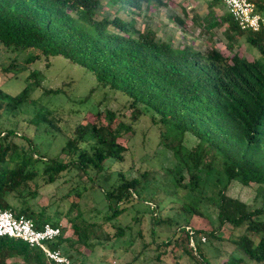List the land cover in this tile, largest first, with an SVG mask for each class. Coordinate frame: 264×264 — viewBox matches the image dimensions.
Segmentation results:
<instances>
[{"label":"trees","instance_id":"16d2710c","mask_svg":"<svg viewBox=\"0 0 264 264\" xmlns=\"http://www.w3.org/2000/svg\"><path fill=\"white\" fill-rule=\"evenodd\" d=\"M248 1L264 16V0ZM108 2L116 6L111 17L101 15L99 0H0V47L26 51V66L62 58L88 73L103 93L123 97L129 109L127 118L107 108L96 110L91 120L76 123L68 133L59 115L41 109L34 112L28 124L62 135L66 154L61 160L47 159L14 124L0 121V209L29 219L36 229L44 224L57 227L59 236L46 247L75 264H86L96 247L125 250L136 238L143 240L139 227L146 213L149 241L142 242L141 249L154 245L153 250L160 251L154 257L157 261L170 247V254L178 251L193 264H212L214 258L206 255L200 243L206 237L232 247L217 264H264V27L258 32L241 31L226 12L220 18L211 16L202 20L201 28L209 32L225 24L221 33L228 53L214 48L200 51L189 45L174 46L149 28L137 29L132 18L117 15L124 11L138 16L162 6L161 0ZM242 38L256 54L250 60L238 52ZM36 75L31 71V78ZM37 84L34 80L12 97L0 93V118L8 121L7 116L18 115ZM142 116L148 117L157 145L171 154L174 165L159 175L142 171L126 177L117 172L108 189L98 186V180H109V164L122 161L125 147L117 140L127 133L131 136ZM187 137L193 139L191 147H186ZM215 159H219L223 183L209 198L204 192ZM63 172H74L76 179L59 198L68 203L67 210H59L58 204L47 215L46 208L34 207L32 201L40 184H53ZM232 181L254 184L261 205L250 208L227 196L225 190ZM96 189L102 193L104 210L89 207L86 200L79 203L85 193ZM157 189L167 197L169 190L183 191L174 213L181 220L161 214ZM69 196L72 201H67ZM136 205L143 210H136ZM203 205L211 206L214 214L208 231L189 227L192 217H204ZM129 211L138 225L134 233L129 223L117 220ZM61 218L66 219L70 236L59 225ZM106 225L112 230L110 236L103 230ZM224 225L231 232L220 238ZM160 228L166 233L158 240ZM0 264L53 263L38 248L3 237Z\"/></svg>","mask_w":264,"mask_h":264},{"label":"rangeland","instance_id":"374dc122","mask_svg":"<svg viewBox=\"0 0 264 264\" xmlns=\"http://www.w3.org/2000/svg\"><path fill=\"white\" fill-rule=\"evenodd\" d=\"M99 1L101 15L113 16L116 6H111L108 0ZM213 1L161 0L162 6L149 12L142 11L138 16L128 15L124 11H119L117 15L125 20L132 18L137 29L149 28L155 32L157 38L161 40L169 39L174 46L177 44L181 46L189 45L200 51L214 48L223 53H228L225 48L226 41L221 33L226 26L225 24L209 32L201 28L203 19H210L211 16L220 18L226 12L220 3H213ZM237 45L238 52L247 59L250 60L253 55H256L250 50V47H247L243 38L239 39ZM27 55L26 51L0 47L1 94L12 97L17 95L27 84H31L34 80L38 82L37 87L31 91L30 100L23 104L20 113L15 117L7 116L8 121H5L6 119L2 116L0 121L4 122V125L14 124L15 130L38 146L47 159H64L66 152L63 149L61 134L46 132L42 126L35 128L26 122L39 109L42 111L48 110L55 115H59L64 120L63 128L67 133L73 130L76 123L91 120L96 110L101 111L107 108L121 112L126 118L128 117L129 109L125 108V99L117 94L105 93L106 90H103L104 94L101 89L95 87L93 78L79 67L72 66L59 57H50L47 61L40 60L26 66L24 60ZM31 71L37 72L35 78L30 77ZM56 88L60 89L62 93L58 95H44L43 93L46 89ZM91 89L93 91L90 92ZM133 127L134 132L131 136L130 133H127L117 140L125 147L122 161L109 164L108 172L111 176L107 182L98 180V186L108 189L114 183L117 172H121L126 177H136L142 171L159 175L163 169L174 165L175 162L171 154L157 145L158 137L147 116L140 117ZM193 144V139L187 137L186 147H191ZM213 166L214 170L207 179L208 182L204 192V195L209 198H214L217 189L223 183L219 159H215ZM75 180L74 172H63L53 184H40L38 195L32 201V204L37 208H46L47 215H50L58 204V209L65 212L68 203L59 201V198L66 194L74 185ZM255 188L254 184L241 186L232 181L226 187L225 194L245 203L250 208H254L262 203V199L256 194ZM149 190L153 191L152 188ZM170 191H168V197L163 194L161 189L154 191L160 201L161 214H170L172 218L181 220V216L178 218V214L174 216V213L179 206L180 199H182L183 191H177L176 193ZM72 200V196L67 198V201ZM85 200L89 207L94 206L98 210L105 209L102 193L98 189L85 193L79 203L82 204L81 201ZM204 206L202 207L204 217H192L189 227L207 231L211 229L208 220H213L214 217L212 207L209 205ZM135 207L136 210H143L141 206L136 205ZM133 213L129 211L126 216L121 215L117 220L122 225L129 223L134 233L138 225L133 220L134 218L136 220ZM59 225L66 229L65 235L70 236L65 218L59 220ZM148 227L149 220L146 213L143 214L139 227L142 230L143 240L136 238L133 245L125 250L118 246H115L114 250L111 251L96 247L92 256L89 257L88 261L86 260V264H173L174 262L177 264H193L189 258L181 255L178 251L170 254V247L165 249L166 253L161 255L158 261L154 257L160 251H154V245H151L146 251H142V242L149 241L146 233ZM103 230L109 236L112 234V230L108 225L104 226ZM163 230L164 228L156 230L159 234L158 240L165 236L166 232L164 233ZM230 232V226L224 225L219 232V236L220 238H226ZM132 235L135 237L134 234ZM201 239L200 243L203 244L206 255L214 258L212 264H217L232 250V247L226 241L208 240L206 237H203V241ZM103 255L106 257L102 260Z\"/></svg>","mask_w":264,"mask_h":264},{"label":"built area","instance_id":"2783aa9c","mask_svg":"<svg viewBox=\"0 0 264 264\" xmlns=\"http://www.w3.org/2000/svg\"><path fill=\"white\" fill-rule=\"evenodd\" d=\"M232 22L241 31L258 32L264 27V16L254 10L248 0H218ZM59 236V229L44 224L40 229L23 216H15L9 210L0 209V238L20 240L31 247L38 248L45 258L53 264H75L65 258L58 250H51L46 243ZM203 241V238L201 239Z\"/></svg>","mask_w":264,"mask_h":264}]
</instances>
